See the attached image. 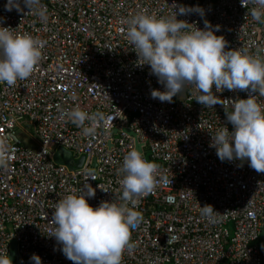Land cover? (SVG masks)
<instances>
[{
	"label": "built area",
	"instance_id": "1",
	"mask_svg": "<svg viewBox=\"0 0 264 264\" xmlns=\"http://www.w3.org/2000/svg\"><path fill=\"white\" fill-rule=\"evenodd\" d=\"M6 2L0 0V26L45 43L30 78L0 84V145L8 146V167L0 169V257L8 258L14 241L17 264H33V254L42 264H73L50 236L55 205L85 183L95 189L88 201L94 208L124 203L118 170L139 144L143 158L158 166L157 183L138 199L134 210L144 219L131 231L135 248L122 264H264V173L247 161L221 162L210 147L211 135L225 126L232 131L225 117L231 107L204 108L194 86L172 103L152 99V90L164 88L148 65H138L126 37L136 15L168 17L179 6H200L204 18L177 19L201 29L206 19L219 26L215 34L227 41L226 51L255 55L264 49V31H257L264 24L252 20L250 0H40L42 7L32 11L21 2L19 13L6 12ZM213 92L225 105L249 96ZM76 107L104 115L95 135L85 136L62 116ZM59 147L72 153V169L54 161ZM205 205L223 214L220 223L201 216Z\"/></svg>",
	"mask_w": 264,
	"mask_h": 264
},
{
	"label": "clouds",
	"instance_id": "2",
	"mask_svg": "<svg viewBox=\"0 0 264 264\" xmlns=\"http://www.w3.org/2000/svg\"><path fill=\"white\" fill-rule=\"evenodd\" d=\"M21 2L30 11L42 7L40 0H7L4 10L22 12ZM250 3L254 5L250 12L252 20L264 24V0H250ZM190 13L205 16L200 6H179L174 16L158 18L139 14L127 22L126 37L137 54L138 65H148L150 74L164 88V91L152 90L151 98L172 103L173 97L182 96L187 86H194L202 93L196 102L204 108H215L218 104L224 109L231 107V112L225 111V117L232 131L225 126L211 135L210 147L215 148L221 162L247 161L257 173H264V104L252 95L258 93L264 97V56L260 55L264 49H258L255 55L238 49L226 51L227 41L215 34L219 26L213 27L205 19L201 29L195 23L177 19L178 15ZM9 29L0 26V84L13 87L33 74L45 42L28 35H14ZM213 88L216 93L247 91L249 96L226 100L231 103L225 105ZM62 116L81 127L85 136L95 135L98 123L105 122L102 113L89 114L79 107ZM86 121L89 126H85ZM7 151L6 143L0 145V169L8 167ZM157 169L156 164L143 158L138 148L130 150L118 170V174H123L120 199L124 203L102 201L94 208L88 201L95 197V189L88 183L77 194L61 199L54 208L55 229L50 234L60 245L59 251L73 264H122L123 254L135 248L131 231L144 219L134 209L139 198L154 191ZM86 177L94 180L89 173ZM200 214L213 224L220 223L223 215L211 205L200 206ZM30 260L33 264H42L36 254ZM0 264H11V261L9 257H0Z\"/></svg>",
	"mask_w": 264,
	"mask_h": 264
},
{
	"label": "water",
	"instance_id": "3",
	"mask_svg": "<svg viewBox=\"0 0 264 264\" xmlns=\"http://www.w3.org/2000/svg\"><path fill=\"white\" fill-rule=\"evenodd\" d=\"M128 133H130L131 135H133V133L130 130H126ZM141 151L140 149V145L136 144V150ZM72 153L70 151H67L61 147H59L58 149H56L54 155H53V159L56 163H60V164H64L66 165L69 169L73 168V164H72ZM84 160V156H80L74 163V165L76 167H80L82 162ZM8 257L11 261V264H17L16 261V245L14 241H11L10 243V251L8 254Z\"/></svg>",
	"mask_w": 264,
	"mask_h": 264
},
{
	"label": "rangeland",
	"instance_id": "4",
	"mask_svg": "<svg viewBox=\"0 0 264 264\" xmlns=\"http://www.w3.org/2000/svg\"><path fill=\"white\" fill-rule=\"evenodd\" d=\"M24 125L26 124V123H23ZM29 129V131H33V129L32 128H28ZM16 135L20 138H22V139H26V136H25V134L20 130V129H18L17 130V133H16Z\"/></svg>",
	"mask_w": 264,
	"mask_h": 264
}]
</instances>
